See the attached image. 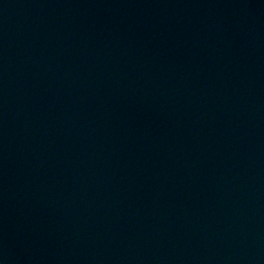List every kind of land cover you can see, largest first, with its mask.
Segmentation results:
<instances>
[{"label": "water", "instance_id": "water-1", "mask_svg": "<svg viewBox=\"0 0 264 264\" xmlns=\"http://www.w3.org/2000/svg\"><path fill=\"white\" fill-rule=\"evenodd\" d=\"M0 264H264V0H0Z\"/></svg>", "mask_w": 264, "mask_h": 264}]
</instances>
